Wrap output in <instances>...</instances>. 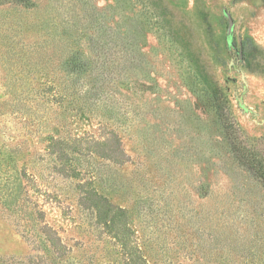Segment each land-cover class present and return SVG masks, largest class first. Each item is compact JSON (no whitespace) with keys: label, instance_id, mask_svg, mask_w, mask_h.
I'll return each mask as SVG.
<instances>
[{"label":"rangeland","instance_id":"1","mask_svg":"<svg viewBox=\"0 0 264 264\" xmlns=\"http://www.w3.org/2000/svg\"><path fill=\"white\" fill-rule=\"evenodd\" d=\"M232 130L264 158V0H0V264L34 254L28 210L82 264H122L116 239L151 264H264V183ZM112 134L117 163L72 142ZM51 137L120 209L107 230L56 174Z\"/></svg>","mask_w":264,"mask_h":264},{"label":"trees","instance_id":"2","mask_svg":"<svg viewBox=\"0 0 264 264\" xmlns=\"http://www.w3.org/2000/svg\"><path fill=\"white\" fill-rule=\"evenodd\" d=\"M70 141L54 137L49 139V155L54 156L56 163L58 162L54 170L57 175L63 178L77 180L76 189L79 193L78 205L82 210L91 215L98 230L105 231L109 225L108 220L112 215L110 211H116L115 217H117L120 209L110 205L107 198L100 194L94 187L97 179L96 176L94 174H87V171L82 168L79 160L70 158V155L67 153V150L71 149L69 146ZM85 141H88L86 153H78L80 156L97 155L104 160L115 163L120 162L125 157L121 142L115 134H112L110 138H105L104 141L95 139L92 136L72 140L73 144H77L79 147ZM230 141L232 150L240 163L246 166L264 183V158L261 154L241 139L239 130L235 132L232 130L230 133ZM22 180L23 176L18 174L15 177L14 184L21 187ZM17 193L18 191L14 190L11 192L10 190L9 194L6 197L4 196V202L5 206L12 213L19 214L20 217L24 208L23 204H20L21 201ZM28 211L30 212L29 215H24L27 220L24 226V233L34 254L28 256L24 261H14V264H82L80 260L72 257L74 249L68 246L59 232L47 222L46 212L44 210ZM115 243L119 249L118 252L123 256L121 258L122 264H151L142 254L138 245H133L131 249H134V252H131L127 250L121 240L116 239Z\"/></svg>","mask_w":264,"mask_h":264}]
</instances>
